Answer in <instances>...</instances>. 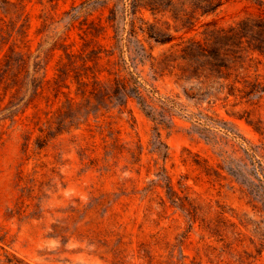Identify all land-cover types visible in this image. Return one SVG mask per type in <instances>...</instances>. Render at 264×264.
<instances>
[{
  "label": "rangeland",
  "instance_id": "rangeland-1",
  "mask_svg": "<svg viewBox=\"0 0 264 264\" xmlns=\"http://www.w3.org/2000/svg\"><path fill=\"white\" fill-rule=\"evenodd\" d=\"M129 72L177 103L176 204ZM0 130L19 264H264V0H0Z\"/></svg>",
  "mask_w": 264,
  "mask_h": 264
},
{
  "label": "trees",
  "instance_id": "trees-1",
  "mask_svg": "<svg viewBox=\"0 0 264 264\" xmlns=\"http://www.w3.org/2000/svg\"><path fill=\"white\" fill-rule=\"evenodd\" d=\"M114 82V96H118L120 93H124L127 97V101L122 103L121 105L126 106L129 99L132 98L137 102L142 113L153 121L154 141L152 142L153 149L151 152L158 155V159H155V167L157 170L156 175L159 177L158 185L167 188L169 199L173 204H176V199L179 198V196H177V193L174 189L173 179L168 173V169L166 167V160L168 159L170 152L169 146L163 138L161 128L166 125V122L168 120L175 119L178 108L177 103L158 96V91L155 88L151 89L144 86L139 77L135 76L133 73L129 72L122 78H116ZM84 85H86V88L77 93V95H82L83 97L90 96V99H92L96 95V88L98 86H101L100 81L98 80L93 81L91 87L92 89L88 88V83H85ZM88 89L90 90L88 91ZM70 101H72V99H70ZM197 122L199 124H202V122L200 121ZM65 131L69 130L61 129L58 133H63ZM3 135L4 132L0 130V142L4 138ZM108 159L109 158H105V161H107V163H109ZM161 159L164 162L162 164L160 162ZM152 183L155 184V181L152 180ZM148 189L149 188H145L144 190ZM1 241L2 244H0V264H19L21 261L20 258L6 248L4 239H2Z\"/></svg>",
  "mask_w": 264,
  "mask_h": 264
}]
</instances>
